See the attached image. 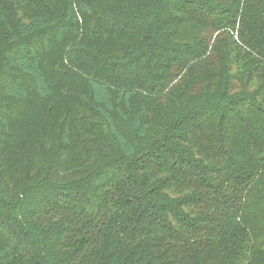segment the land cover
<instances>
[{
  "label": "trees",
  "instance_id": "trees-1",
  "mask_svg": "<svg viewBox=\"0 0 264 264\" xmlns=\"http://www.w3.org/2000/svg\"><path fill=\"white\" fill-rule=\"evenodd\" d=\"M0 264H264V0H0Z\"/></svg>",
  "mask_w": 264,
  "mask_h": 264
}]
</instances>
